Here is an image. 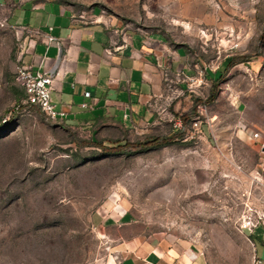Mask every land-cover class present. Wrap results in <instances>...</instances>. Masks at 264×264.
Here are the masks:
<instances>
[{
  "label": "rangeland",
  "instance_id": "1",
  "mask_svg": "<svg viewBox=\"0 0 264 264\" xmlns=\"http://www.w3.org/2000/svg\"><path fill=\"white\" fill-rule=\"evenodd\" d=\"M57 1L166 44L186 66L165 81L160 123L70 135L21 103L13 76L24 38L0 4V264H109L108 235L135 233L186 241L208 264H251L239 228L264 215L262 160L249 138L264 131V0ZM115 197L130 221L102 235L94 218Z\"/></svg>",
  "mask_w": 264,
  "mask_h": 264
},
{
  "label": "crops",
  "instance_id": "2",
  "mask_svg": "<svg viewBox=\"0 0 264 264\" xmlns=\"http://www.w3.org/2000/svg\"><path fill=\"white\" fill-rule=\"evenodd\" d=\"M0 4L7 9V24L23 28L25 62L35 69L45 62L52 71L57 115L50 122L57 129L74 135L97 126L148 130L160 123L161 104L169 97L165 81L186 66L173 49L125 26L78 18L57 0ZM110 202V208L94 218L102 235L107 226L130 221L118 198ZM246 229L253 247L251 264H264V221ZM108 236L109 264H208L206 255L186 241L166 242L141 233Z\"/></svg>",
  "mask_w": 264,
  "mask_h": 264
},
{
  "label": "built area",
  "instance_id": "3",
  "mask_svg": "<svg viewBox=\"0 0 264 264\" xmlns=\"http://www.w3.org/2000/svg\"><path fill=\"white\" fill-rule=\"evenodd\" d=\"M19 32V33H18ZM18 38H23V28L17 30ZM23 47L20 44V50L18 52V64L15 69L13 81L20 86L23 90L22 104L26 106L38 107L49 120L55 119L57 111L54 107V102L51 95L52 90V75L51 69L45 66L34 68L32 63L25 62L23 59ZM85 95H89V91L84 92ZM83 105H88L86 102ZM249 138L253 141H257L259 157L262 160L261 169L264 171V131L253 130L249 132ZM264 221V215L255 217L250 220V223H244L240 225L242 228H252L253 226ZM117 258V255L115 256Z\"/></svg>",
  "mask_w": 264,
  "mask_h": 264
},
{
  "label": "trees",
  "instance_id": "4",
  "mask_svg": "<svg viewBox=\"0 0 264 264\" xmlns=\"http://www.w3.org/2000/svg\"><path fill=\"white\" fill-rule=\"evenodd\" d=\"M229 62L227 61L226 62V65H228ZM217 75L216 76H212V83H211V88H210V92H209V96L207 98V101H212L215 99V97L217 96L218 94V91H219V87H218V82L221 78V75L223 73V69L221 70H217ZM214 75V74H213ZM200 100V98H196L195 101L198 102ZM185 117V116H184ZM170 138V136H167V137H163V138H160V137H154L152 138L153 141H156L158 144H161V143H165L168 141V139ZM152 140H147V141H152ZM94 143H96L97 146H100L101 145V142L98 141V140H94ZM127 142H125L126 144ZM118 145H123V144H118Z\"/></svg>",
  "mask_w": 264,
  "mask_h": 264
}]
</instances>
